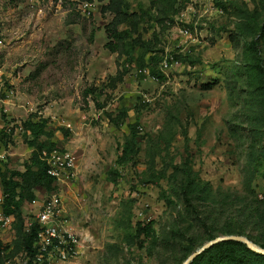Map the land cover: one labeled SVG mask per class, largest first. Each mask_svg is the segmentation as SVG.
<instances>
[{
	"label": "rangeland",
	"instance_id": "rangeland-1",
	"mask_svg": "<svg viewBox=\"0 0 264 264\" xmlns=\"http://www.w3.org/2000/svg\"><path fill=\"white\" fill-rule=\"evenodd\" d=\"M90 1V19L70 4L64 13L46 9L35 38L28 0H0L11 32L0 69L14 92L9 114L0 110V129H9L0 172L24 171L33 150L23 129L29 117L45 120L55 147L73 153L77 175L61 189V208L80 242L74 264H182L227 235L264 246V0H228L205 16L204 0H195L192 42L174 26L140 24L159 77L135 59L140 50L127 60L104 48L107 0ZM149 1L129 0L134 11ZM166 55L173 62L162 70ZM33 191L21 217L0 228V264L21 259L20 235L46 197L40 187ZM137 222H151L154 235H138ZM214 253L264 264L235 245Z\"/></svg>",
	"mask_w": 264,
	"mask_h": 264
},
{
	"label": "trees",
	"instance_id": "trees-1",
	"mask_svg": "<svg viewBox=\"0 0 264 264\" xmlns=\"http://www.w3.org/2000/svg\"><path fill=\"white\" fill-rule=\"evenodd\" d=\"M188 2L189 0H150L148 8L138 4L137 9L134 11L129 0H107L101 7L102 12L111 15L110 21L104 26V33L107 39L104 48L110 53L116 54L118 58H126L127 60H133L135 58V50H140L135 59L142 64V68H147L152 76L159 77L157 67L154 66L157 62L156 57L152 55L155 54V50L148 41L141 39L138 34V27L140 24L147 23L150 20L153 24L164 28L173 22V19L185 8ZM219 3L221 1L216 2V6H219ZM67 5L70 6L72 4L65 3L63 7L66 8ZM66 24H73V21L67 20ZM260 31L264 33V22L260 25ZM146 55H149L147 61L145 60ZM172 62L173 59L170 63ZM263 65L264 61H260V70L264 74ZM90 92V90H86L83 95L87 96ZM32 118L29 117L23 122L25 133L32 138L31 147L33 148L31 157L24 166V171L8 172V170H5L0 172V184L2 187L0 209L4 215L13 216V222L15 221V217H21L23 204L30 202L35 197L34 188L40 187L46 194L56 190L53 179L46 173V165L40 159V154L43 150L51 151L61 149L55 147V144L50 141V134L46 130V121L41 119L34 121ZM7 134L4 129H0V150L4 149L7 143L5 140ZM134 136L135 132L132 131L131 141L134 139ZM130 149V144L127 143L124 146L123 152L126 153ZM184 174L187 175V171H184ZM186 180H188L187 177ZM181 192L186 203L190 205L191 202L184 187L181 188ZM29 227L28 232L20 235L22 248L28 254L31 252L38 231L36 224H32ZM136 232L138 235L144 237L153 236L154 230L152 229V223L144 224L137 222ZM248 240L250 241V238ZM228 245L241 247L247 253L257 257L264 263V256L248 249L245 244L237 241H225L206 249L189 264H238L237 260L233 257L229 259L227 255L220 256L219 253L209 254L215 249ZM261 248H264V246H261ZM195 251L188 254L184 259Z\"/></svg>",
	"mask_w": 264,
	"mask_h": 264
},
{
	"label": "built area",
	"instance_id": "built-area-1",
	"mask_svg": "<svg viewBox=\"0 0 264 264\" xmlns=\"http://www.w3.org/2000/svg\"><path fill=\"white\" fill-rule=\"evenodd\" d=\"M226 2L228 0H204V9L202 15L208 12H218L220 10L216 6V2ZM195 0H189L185 8L173 19L169 26H174L178 37L185 42L193 41L190 24L192 16L195 13ZM65 3L74 5L75 11L80 17L90 19L95 10V4L90 0H28L27 20L40 21L44 17L46 9H55L64 13L63 6ZM9 32L2 20L0 19V48L5 46L6 36ZM11 33V32H10ZM172 61L171 55L161 61L160 69L166 70ZM140 72L146 73L145 70ZM13 83L7 79L3 71L0 69V110L8 113L9 107L14 105ZM9 129L5 130L7 133ZM6 153L0 150V163L4 161ZM40 159L46 165V173L54 181L56 190L46 194L44 199H40L35 206V213L29 226L36 224L38 231L31 252L28 254L23 252L18 264H74L80 253L79 240L77 235L70 227V221L62 211V194L61 189L69 186L76 178V163L74 155L67 150H43ZM1 201V200H0ZM35 203V201L33 202ZM13 216H6L0 209V228L6 229L13 223ZM9 259L6 264H10Z\"/></svg>",
	"mask_w": 264,
	"mask_h": 264
},
{
	"label": "water",
	"instance_id": "water-1",
	"mask_svg": "<svg viewBox=\"0 0 264 264\" xmlns=\"http://www.w3.org/2000/svg\"><path fill=\"white\" fill-rule=\"evenodd\" d=\"M225 241H237L245 244L250 250L264 255V249L257 247L254 245L251 241H249L247 238L243 236H233V235H228V236H221L217 237L207 243H204L201 247H199L194 253L189 255L185 261L182 264H189L191 263L196 256L204 252L206 249L210 248L211 246L220 243V242H225Z\"/></svg>",
	"mask_w": 264,
	"mask_h": 264
},
{
	"label": "crops",
	"instance_id": "crops-1",
	"mask_svg": "<svg viewBox=\"0 0 264 264\" xmlns=\"http://www.w3.org/2000/svg\"><path fill=\"white\" fill-rule=\"evenodd\" d=\"M27 22H28V20H27ZM29 23V22H28ZM40 22H34L33 23V25H32V27L30 28L31 29V31H29V32H31L32 34H31V36L32 37H35V38H37V37H39V34H40V32H41V28L43 27V23L42 24H40V25H37V24H39ZM24 30H28V25H27V27L26 28H24L23 29V31ZM17 32V31H16ZM21 33H23V32H21ZM28 33V32H27ZM29 34V33H28ZM73 154V153H72ZM76 162V161H75Z\"/></svg>",
	"mask_w": 264,
	"mask_h": 264
}]
</instances>
